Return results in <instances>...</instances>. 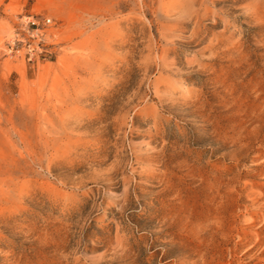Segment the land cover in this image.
<instances>
[{"label": "rangeland", "instance_id": "374dc122", "mask_svg": "<svg viewBox=\"0 0 264 264\" xmlns=\"http://www.w3.org/2000/svg\"><path fill=\"white\" fill-rule=\"evenodd\" d=\"M0 264H264V0H0Z\"/></svg>", "mask_w": 264, "mask_h": 264}, {"label": "built area", "instance_id": "2783aa9c", "mask_svg": "<svg viewBox=\"0 0 264 264\" xmlns=\"http://www.w3.org/2000/svg\"><path fill=\"white\" fill-rule=\"evenodd\" d=\"M52 24L51 18L26 16L22 18L21 29L8 44L11 55L24 54L29 62L40 59L47 51V29Z\"/></svg>", "mask_w": 264, "mask_h": 264}]
</instances>
